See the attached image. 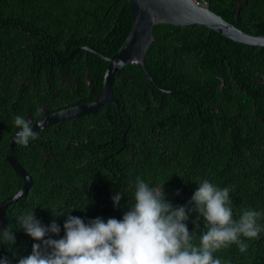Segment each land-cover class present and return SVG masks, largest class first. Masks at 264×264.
<instances>
[{
	"label": "trees",
	"instance_id": "obj_1",
	"mask_svg": "<svg viewBox=\"0 0 264 264\" xmlns=\"http://www.w3.org/2000/svg\"><path fill=\"white\" fill-rule=\"evenodd\" d=\"M208 8L216 15L222 17L228 23L236 26L239 30L249 35L264 36V0H205ZM238 4L240 8L236 10ZM61 18H87L89 21L64 22ZM95 19V21H91ZM131 14L126 0H0V203L8 194H13L18 185V177L5 161V153L10 140L12 130H17L13 125L16 115L25 117V111L21 109L22 100L26 96L16 94L17 86L23 76L30 68H38L39 62L34 64L38 53L43 50L48 35H62L65 41L69 36L72 39L82 38V44L90 45L93 48L101 45L110 50V54L116 53L126 39L131 28ZM154 43L149 47L144 59V69L152 75L159 68H234L240 65H250L245 68V72L250 75L256 71V50L260 48H250L247 45L232 42L206 28L195 27H173L168 25H155L153 27ZM34 46H33V45ZM78 44V43H77ZM182 50V53H178ZM244 56L245 62L236 60V51ZM163 51L164 55L158 53ZM264 51V50H262ZM32 54L34 58H32ZM185 56V59H182ZM249 58L252 60L249 61ZM227 61H229L227 66ZM259 64L264 66V61L259 60ZM107 63L97 58L91 64L89 71L99 79L102 77ZM128 67V66H127ZM139 80H143L141 71L137 65L129 66ZM260 69V68H258ZM173 74V71H162L158 74ZM196 73L198 71L196 70ZM167 88L173 86L174 81L164 79ZM118 89V88H116ZM114 98L128 113L135 116L133 122L140 129L149 134V152L147 157L135 168L132 176V184L139 177L152 185L162 184L165 202H169L172 194L175 196V206H185L191 208V197L204 180L220 187H228L233 202V214L250 209L264 213V102L256 103V116H251L241 120L240 123L226 121L224 123H213V128L217 125L227 126L226 134L222 135L219 130L211 135V129L205 122L198 119H182L174 126L173 106H163L166 130V143L159 149L157 138L154 133H149L156 125V116H146L133 102V108L128 109L130 100L127 98H141V86L135 85L130 95L123 99L118 98L114 93ZM261 94L257 96L260 99ZM238 97H234L230 102H234ZM249 98L247 95L244 99ZM250 100V99H249ZM243 102V101H242ZM245 102V100H244ZM263 102V103H262ZM136 108V109H135ZM250 109V108H249ZM126 110V109H125ZM26 112H29L27 110ZM240 129V136L237 133ZM65 132L59 131L51 134L56 141L58 136ZM88 129L83 130L79 125L72 128L69 134L73 138L79 136L86 137ZM71 137V138H72ZM152 140H154L152 142ZM16 145L14 148L15 158L20 160L23 152L26 158L31 154H36L39 147L30 143L27 148ZM72 144L67 145L60 151L64 153L63 160L69 163L72 155L73 162L70 168L76 177L83 170L76 169V165L84 162L86 155H82L83 150L76 148ZM33 178L32 187L26 196L23 197L25 206L15 207V215L31 209V203L44 201L43 197L48 196L54 199L58 194L56 186L52 185L49 179L56 180L59 175L53 174L44 176L51 171L47 166L36 173L35 168L27 169ZM87 170V169H84ZM103 171H101L102 173ZM65 178V176H63ZM166 181V182H165ZM21 185V181L18 188ZM17 188V190H18ZM112 195H116L122 189L117 184H110ZM134 192V189H130ZM134 196V194H133ZM22 202V203H23ZM18 203H21L19 200ZM109 209L106 211L84 212L81 216L75 213H68L72 216L82 217L88 221L97 217L105 222L109 218H123L130 205L125 206L119 202L114 206L113 201L108 202ZM11 205H15L12 203ZM12 209L11 206L7 207ZM196 212L189 214L186 222L188 230L197 232V239L194 243H199V234L206 231L203 218L198 221L200 227L196 228L193 221L197 217ZM65 219L67 215H64ZM7 225L17 226L16 218L13 214H7ZM59 224V221L56 222ZM258 223L264 227V215L258 219ZM13 230V229H12ZM16 235L20 237L18 245L13 248L15 255L27 257L31 254L33 243H38L33 239L29 243L26 236L21 237L20 232ZM49 235L53 239H58L59 235ZM248 247L241 252L237 245L223 247L214 253L219 257L221 264H264V233L259 239L247 240L241 237ZM0 258H2L0 256ZM10 263L13 261L8 259Z\"/></svg>",
	"mask_w": 264,
	"mask_h": 264
},
{
	"label": "flooded vegetation",
	"instance_id": "obj_2",
	"mask_svg": "<svg viewBox=\"0 0 264 264\" xmlns=\"http://www.w3.org/2000/svg\"><path fill=\"white\" fill-rule=\"evenodd\" d=\"M61 19L64 22L85 19L89 21L87 18ZM154 41H156L155 37ZM82 42H84L82 38L72 39L69 36L68 41H65L62 35H48L43 50L38 53L34 61V64L39 62L38 68H30L17 86L16 94H20L22 89L20 97L26 96L21 104V109L25 111V118L33 122L32 131L39 133L38 139L32 141L39 150L35 155L30 154L27 158L24 156L27 154L20 152L22 162L15 158L14 150L13 156L31 177V183L33 178L28 168H35L38 173L47 166L51 171L44 176L59 175L54 181L49 179L58 189L57 196L54 199L45 196L44 201L31 203L32 212L44 219L52 218L58 210L67 212V204L73 206L72 213L80 216L86 211L96 212L109 207L108 202L112 195L111 183L122 186L126 191L130 190L127 184L131 183L134 169L139 167L148 155L150 136L133 122L132 118L136 120L135 116L129 114L127 108L125 110L124 106L117 102L114 93L120 99L127 98L135 85L141 86V98L126 99L132 102L128 103V109L133 108L134 102L138 104L141 114L143 112L146 116L157 117L156 125L153 129H149V133L155 134L158 144L156 147L159 149L164 147L165 133L168 129L163 106L174 105L173 127L180 126L177 123L182 119L195 120L196 118L209 125L212 130L211 135H214V131L217 130L224 135L227 126L217 125L213 128V123L226 121L240 123L241 120L244 121L243 119L256 116L258 109L256 103L264 102V66L258 63L259 60L264 61V51L258 49L256 59H253L256 61L254 67L256 71L251 75L245 72V68H251L250 65L226 69L211 68L209 71L203 68H173V74L167 76L163 73L156 75V73L160 69L171 71L172 68H159L152 75L147 73L149 77L139 68L143 76V80H139L131 72L132 68L129 66L122 68L113 78L112 91L116 103H106L98 107L96 98L103 88L107 65L99 79L95 74L90 73L92 71L88 68L97 61V58H110L114 53L110 54L107 47L97 45L96 47L100 49L97 50ZM94 52L100 56H96ZM182 52L178 50V53ZM163 53L161 51L158 54L163 56ZM32 58H34L33 54ZM185 58L182 56V59ZM236 60L241 64L246 61L238 50ZM250 60L252 59L249 58ZM228 63L229 61L227 66ZM166 77L174 81L171 88H167L164 83ZM259 93L261 97L257 99ZM247 95L249 98L244 99ZM234 97L238 98L230 102ZM86 109L94 110V113L78 116ZM27 110L29 112H26ZM256 118L260 120L257 116ZM45 119L48 120L47 125L42 130L39 127L36 128L35 125ZM75 125H79L83 130L88 129L87 136L73 138L69 135ZM16 131L12 130L10 139ZM59 131L65 133L58 136L56 141L53 140L51 134ZM237 133L241 135L239 128ZM69 144L74 145V151L76 148L84 149L82 155L87 156L84 162L75 166L76 169L83 170L78 177L70 168L73 156H70L69 163H65L64 153L60 151ZM17 177L18 185L20 181L21 185L19 188L17 185L14 193L20 192L23 186V180ZM9 196L11 195L8 194L5 198ZM23 197L20 199L21 203L17 202L11 205L12 209H6L5 216L15 215L16 206L26 205ZM126 198H130V195L126 194ZM6 257H17L13 248L6 250ZM14 264H18V261L14 260Z\"/></svg>",
	"mask_w": 264,
	"mask_h": 264
},
{
	"label": "clouds",
	"instance_id": "obj_3",
	"mask_svg": "<svg viewBox=\"0 0 264 264\" xmlns=\"http://www.w3.org/2000/svg\"><path fill=\"white\" fill-rule=\"evenodd\" d=\"M101 58L106 62V57ZM133 65L137 64L128 66ZM13 125L17 129L14 140L17 145L27 148L38 139L39 133L32 131L33 122L24 116L16 115ZM36 125L43 129L42 121ZM130 180L127 187L134 192L120 186L122 192L111 195L114 206H118L120 201L125 206L130 205L122 219L109 218L105 222L97 217L88 221L62 210L56 211L52 218L44 219L30 209L14 215L17 226L12 228V225H7L5 216L4 227H0V264H14V260L18 264H221L220 258L214 256L216 251L235 244L244 252L248 245L241 237L255 240L264 233V227L258 223L264 215L261 211L239 209L234 216L228 187L220 188L204 180L191 197L193 206L188 208L187 205L174 207L173 194L170 201L165 202L163 183L152 185L139 177L133 184L132 178ZM27 191L11 194L9 197L21 194L12 203L16 204ZM126 194L130 198L127 199ZM66 209L73 212L70 204ZM108 209L105 207L99 211ZM191 212L198 214L193 221L196 228L199 229L198 221L203 218L207 229L199 234L198 244L194 243L197 232H190L186 223ZM64 215H67L66 219ZM58 221L59 224L56 223ZM17 232L21 237L26 236L29 243L32 239L38 243H33L27 257H6V250L19 244ZM49 233H60V236L53 239Z\"/></svg>",
	"mask_w": 264,
	"mask_h": 264
},
{
	"label": "water",
	"instance_id": "obj_4",
	"mask_svg": "<svg viewBox=\"0 0 264 264\" xmlns=\"http://www.w3.org/2000/svg\"><path fill=\"white\" fill-rule=\"evenodd\" d=\"M131 14L130 31L119 48V50L110 58H104L107 62V68L104 76L103 88L99 91L96 104L98 107L106 103H116L113 98V78L120 69L137 64L144 75H147L144 69V59L148 48L154 42L153 27L155 25H168L177 28L181 27H203L212 31L232 42L247 45L250 48L258 47L264 50V36L249 35L236 26L228 23L222 17L213 13L208 6H201L194 3L193 0H126ZM238 4L236 10L240 8ZM95 53V52H94ZM95 55L99 56L97 53ZM174 93V92H172ZM94 110L86 109L78 114H90ZM31 121V120H30ZM43 127L47 125L48 120H43ZM56 122V121H55ZM36 128L38 127L35 125ZM15 134L11 137L5 153V161L11 169L22 180L23 186L21 192L25 193L31 186V177L17 163L13 156L15 146ZM21 194L4 199L0 203V227L5 224V208L12 202L17 201Z\"/></svg>",
	"mask_w": 264,
	"mask_h": 264
},
{
	"label": "built area",
	"instance_id": "obj_5",
	"mask_svg": "<svg viewBox=\"0 0 264 264\" xmlns=\"http://www.w3.org/2000/svg\"><path fill=\"white\" fill-rule=\"evenodd\" d=\"M194 3L199 4L201 6H207V2L205 0H193Z\"/></svg>",
	"mask_w": 264,
	"mask_h": 264
},
{
	"label": "rangeland",
	"instance_id": "obj_6",
	"mask_svg": "<svg viewBox=\"0 0 264 264\" xmlns=\"http://www.w3.org/2000/svg\"><path fill=\"white\" fill-rule=\"evenodd\" d=\"M171 71H173V68H172V70ZM131 199L133 200V196L131 197Z\"/></svg>",
	"mask_w": 264,
	"mask_h": 264
}]
</instances>
